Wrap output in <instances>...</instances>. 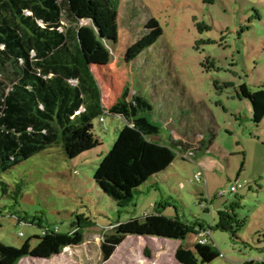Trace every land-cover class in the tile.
<instances>
[{"label": "rangeland", "instance_id": "rangeland-1", "mask_svg": "<svg viewBox=\"0 0 264 264\" xmlns=\"http://www.w3.org/2000/svg\"><path fill=\"white\" fill-rule=\"evenodd\" d=\"M105 2L91 0L80 18L101 28L112 58L92 68L104 106L90 124L94 141L67 149L54 144L1 174L8 190L0 186V241L20 248L29 239L31 254L17 264H180L174 241L134 235L102 260V234L117 219L141 218L162 201L168 217L206 227L219 211H234L236 237L210 230L219 256L203 264L264 261V116L253 123L251 104L238 92L241 84L264 87V0H119L115 16ZM126 83L130 94L152 100L163 136L171 127L188 137L197 129L212 134L213 143L191 159L176 153L119 208L93 176L124 126L107 108ZM233 183L242 186L228 191ZM220 190L226 192L219 196ZM47 228L53 234L42 235ZM203 237L190 233L183 245L193 247Z\"/></svg>", "mask_w": 264, "mask_h": 264}, {"label": "trees", "instance_id": "trees-1", "mask_svg": "<svg viewBox=\"0 0 264 264\" xmlns=\"http://www.w3.org/2000/svg\"><path fill=\"white\" fill-rule=\"evenodd\" d=\"M89 2L0 0V186L5 194L8 185L1 174L36 152L54 144L67 149L82 140L94 141L90 124L103 114L104 106L92 68H103L112 58L101 28L80 22ZM118 3L106 0L104 9L110 16L118 13ZM130 90L128 83L123 85L108 105V112L121 116L125 123L93 176L103 193L119 202V208L130 205L140 186L168 168L176 153L191 159L198 151H208L213 143L212 134L202 136L197 129L188 137L171 127V133L163 136L159 122L152 117V100L138 91L130 94ZM238 90L251 104L252 122L261 121L264 87L253 90L241 84ZM19 191L17 183L15 202ZM220 191L219 196L226 192ZM163 207L160 201L152 213L141 218L117 219L112 229L102 234V260L108 261L114 250L134 235L174 241L176 262L203 264L219 256L210 243V230L227 231L233 238L239 230L233 210L219 211L214 225L206 227L168 217ZM47 232L52 233L47 228L42 235ZM199 232L205 235L200 238L203 242L183 245L188 234ZM29 245V239L20 248L0 241V264H17L31 254ZM143 251L148 254L147 247Z\"/></svg>", "mask_w": 264, "mask_h": 264}, {"label": "built area", "instance_id": "built-area-1", "mask_svg": "<svg viewBox=\"0 0 264 264\" xmlns=\"http://www.w3.org/2000/svg\"><path fill=\"white\" fill-rule=\"evenodd\" d=\"M182 156H184L185 158H188V156L186 155V154H182ZM194 178L195 179H197V180H202L201 179V176L199 175V174H195L194 175ZM242 186V184H235V183H233L230 187H229V189L231 190V191H237V189L238 188H240ZM222 192L220 191L218 194H221ZM201 242H203V240L201 241Z\"/></svg>", "mask_w": 264, "mask_h": 264}, {"label": "crops", "instance_id": "crops-1", "mask_svg": "<svg viewBox=\"0 0 264 264\" xmlns=\"http://www.w3.org/2000/svg\"><path fill=\"white\" fill-rule=\"evenodd\" d=\"M174 137H177V134H174ZM199 137V136H198ZM198 137L196 138V139H198ZM205 152H207V151H205ZM198 155L195 153L194 154V157H197ZM200 233V232H199ZM201 234V233H200Z\"/></svg>", "mask_w": 264, "mask_h": 264}]
</instances>
